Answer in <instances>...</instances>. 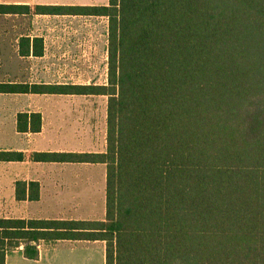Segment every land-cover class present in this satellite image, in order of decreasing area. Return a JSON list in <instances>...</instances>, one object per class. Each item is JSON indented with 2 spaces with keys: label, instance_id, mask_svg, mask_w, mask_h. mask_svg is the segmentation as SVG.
I'll return each mask as SVG.
<instances>
[{
  "label": "trees",
  "instance_id": "obj_1",
  "mask_svg": "<svg viewBox=\"0 0 264 264\" xmlns=\"http://www.w3.org/2000/svg\"><path fill=\"white\" fill-rule=\"evenodd\" d=\"M35 11L108 18L106 84H0V92L108 97L104 152L33 154L105 164L106 211L102 220L0 218V264L10 249L24 245L36 259L38 242L60 240L104 242L105 264H264V0ZM31 118L40 131L41 114ZM15 156L23 157L0 152ZM25 189L18 182V200ZM28 198H40L38 182Z\"/></svg>",
  "mask_w": 264,
  "mask_h": 264
},
{
  "label": "crops",
  "instance_id": "obj_2",
  "mask_svg": "<svg viewBox=\"0 0 264 264\" xmlns=\"http://www.w3.org/2000/svg\"><path fill=\"white\" fill-rule=\"evenodd\" d=\"M92 0L91 3L85 1H65V0H0V6L15 7V9L0 10V84L14 85H34V84H80V83H50L38 82L36 74V63L39 59L47 58L50 47H59L68 57L76 56L79 47L98 48L107 47L108 61V18L99 16H80V15H50L38 14L35 9L39 5H108L109 0ZM104 19V31L95 24L96 19ZM58 19L56 33L58 37L53 38L49 24ZM81 22V24H79ZM102 37V38H101ZM37 41V48L43 45V53L39 56L34 55V46ZM8 48H13L19 65L14 70H10L7 61ZM68 50V52H66ZM86 54V52H85ZM89 56L93 54L89 53ZM86 55V56H88ZM32 63L25 70L22 63ZM34 63V65H33ZM108 71V64H107ZM13 73V75L11 74ZM107 83V82H106ZM105 83V84H106ZM81 85V84H80ZM89 85V84H82ZM100 85V84H94ZM102 85V84H101ZM104 96V95H76V94H54V93H33L26 92H0V152H13L22 154V158L15 156L13 160H0V218L3 219H24L30 220H61L63 208L65 207L62 200L64 195L60 187L65 182L62 175L66 165L76 167L80 170L81 165H105L102 163H79V162H57V161H36L33 154L37 152H77L84 151H66L63 149H52L49 146L50 137L47 135L49 126V106L47 101L52 97L59 96ZM107 97V96H106ZM107 111V109H106ZM40 113L42 117V127L40 131L35 132L31 129L32 114ZM26 115V131L18 129L20 116ZM107 115V114H106ZM22 119V118H21ZM24 121V118H23ZM105 151V150H104ZM90 152V153H102ZM64 165V166H58ZM58 166V167H57ZM106 167V166H105ZM46 169V170H44ZM40 174L46 175L40 177ZM24 182L26 184V199H17V184ZM31 182H38L40 185V198L30 200L29 188ZM39 213L38 206L47 203ZM55 206L48 212L58 209V217L46 215L48 208ZM21 207L20 215L10 216L9 208ZM74 220V219H66ZM102 220V219H101ZM71 241V240H60ZM57 241H55L56 243ZM76 242V241H73ZM90 242V241H88ZM105 243L102 241H91ZM90 242V243H91ZM54 242L40 241L37 248L39 256L36 259L29 258L25 255L24 245L10 249L6 254V264H19L21 262L30 263L41 259L44 246Z\"/></svg>",
  "mask_w": 264,
  "mask_h": 264
},
{
  "label": "rangeland",
  "instance_id": "obj_3",
  "mask_svg": "<svg viewBox=\"0 0 264 264\" xmlns=\"http://www.w3.org/2000/svg\"><path fill=\"white\" fill-rule=\"evenodd\" d=\"M77 1V0H65ZM82 1V0H78ZM91 3L92 0H83ZM101 1L103 0H98ZM58 19L49 24L53 38ZM104 19H96L95 24L104 31ZM81 24V22L79 23ZM102 38V37H101ZM76 56L68 57L59 47H50L47 58L36 63L38 82L105 84L107 82V47H79ZM7 61L10 70L19 65L13 48H8ZM68 52V50H66ZM86 52V54H85ZM91 53L93 56H89ZM88 55V56H86ZM32 63L24 61L22 68H29ZM34 65V63H33ZM13 75V73H11ZM106 96H65L52 97L47 101L49 106V147L66 151L100 152L106 149ZM64 166V165H58ZM57 166V167H58ZM63 172L65 180L60 187L63 192L65 219L101 220L106 211V167L105 165H81L80 170L66 165ZM46 170V169H44ZM46 175L40 174V177ZM44 203L38 206L39 213L44 212ZM54 205L46 210V215L58 217ZM10 216L20 215L21 207L9 208ZM43 210V212H42ZM41 259L19 264H105V247L99 242L57 241L44 246Z\"/></svg>",
  "mask_w": 264,
  "mask_h": 264
}]
</instances>
